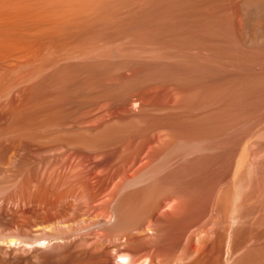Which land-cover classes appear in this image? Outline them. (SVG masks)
Listing matches in <instances>:
<instances>
[{"label":"bare ground","instance_id":"bare-ground-1","mask_svg":"<svg viewBox=\"0 0 264 264\" xmlns=\"http://www.w3.org/2000/svg\"><path fill=\"white\" fill-rule=\"evenodd\" d=\"M0 264H264V0H0Z\"/></svg>","mask_w":264,"mask_h":264},{"label":"rangeland","instance_id":"rangeland-1","mask_svg":"<svg viewBox=\"0 0 264 264\" xmlns=\"http://www.w3.org/2000/svg\"><path fill=\"white\" fill-rule=\"evenodd\" d=\"M60 223L62 224L63 222H60ZM66 224H67V223H65V222L63 223V225H66Z\"/></svg>","mask_w":264,"mask_h":264}]
</instances>
